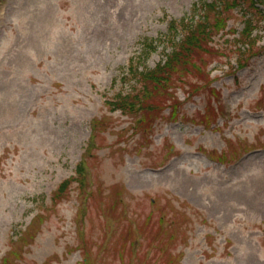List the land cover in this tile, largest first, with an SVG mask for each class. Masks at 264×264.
I'll use <instances>...</instances> for the list:
<instances>
[{"label":"rangeland","instance_id":"obj_1","mask_svg":"<svg viewBox=\"0 0 264 264\" xmlns=\"http://www.w3.org/2000/svg\"><path fill=\"white\" fill-rule=\"evenodd\" d=\"M210 1L0 0V264H85L83 233L93 264H162L156 257L172 240L180 259L169 264H264V13L233 9L216 37L221 54L208 68L225 106L216 127L205 126V91L179 90L176 116V101L161 105L165 119L149 141L105 105L120 68L141 53L139 40L163 38L171 20ZM247 21L263 54L230 76ZM164 48L172 50L162 44L149 68ZM187 78L197 90L198 78ZM83 159L86 187L73 185L47 213L31 247L33 235L17 242Z\"/></svg>","mask_w":264,"mask_h":264},{"label":"trees","instance_id":"obj_2","mask_svg":"<svg viewBox=\"0 0 264 264\" xmlns=\"http://www.w3.org/2000/svg\"><path fill=\"white\" fill-rule=\"evenodd\" d=\"M257 5L264 7V0H215L214 5L204 8L205 15H200V22H196L195 17L191 16H189V19L185 18L182 25H177L176 21L172 22L171 31L173 33L169 35L172 51L167 54L166 61L158 64L154 69L146 67L142 72L133 64L130 71L122 78L123 83L128 81L129 90L126 93L118 94L116 99L110 102L113 110L128 113L129 110L136 109L135 103L137 101L141 104L143 111L141 127L147 130L146 128H151L158 119L157 117L162 115L161 105H166L174 99L175 91L177 93L181 88L186 89L184 79L194 75L198 78L200 84L197 90L192 89V91L196 93L206 90L210 83L214 81L210 79L207 72L208 60L219 57L221 54L217 52L219 50L212 44L214 34L227 29L228 17L225 16L234 8H238L240 12L242 11V14L254 12L263 14ZM208 11L215 12V16H212L214 23L207 15ZM252 24L253 21L246 22V28L240 34V40H237L235 57L239 68H243L249 59L256 56L253 53H256L258 49V42L253 38L255 27ZM140 44L145 48L144 50L148 47L154 52L157 50L155 42L148 45L147 43ZM124 71L122 70V73ZM179 82L183 86L179 85ZM212 93L214 94L213 91ZM176 111L177 108L174 107V115ZM70 186L71 181H65L58 188L55 197L58 199L59 195H67Z\"/></svg>","mask_w":264,"mask_h":264}]
</instances>
